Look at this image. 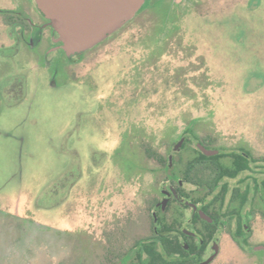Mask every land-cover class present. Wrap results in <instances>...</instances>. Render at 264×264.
<instances>
[{
    "label": "rangeland",
    "instance_id": "rangeland-1",
    "mask_svg": "<svg viewBox=\"0 0 264 264\" xmlns=\"http://www.w3.org/2000/svg\"><path fill=\"white\" fill-rule=\"evenodd\" d=\"M157 1L56 75L0 16V264H139L103 231L130 211L148 233L168 183L147 150L188 121L264 143V0Z\"/></svg>",
    "mask_w": 264,
    "mask_h": 264
},
{
    "label": "flooded vegetation",
    "instance_id": "flooded-vegetation-1",
    "mask_svg": "<svg viewBox=\"0 0 264 264\" xmlns=\"http://www.w3.org/2000/svg\"><path fill=\"white\" fill-rule=\"evenodd\" d=\"M149 1L145 0L138 12L149 6ZM169 1L158 0L156 6L170 13L173 7ZM172 1L180 5L193 0ZM0 5L10 7L0 8V16L12 29L10 33L17 26L20 29L19 35H14L16 44L25 42L30 52L36 53L48 41L39 57L48 66L59 65L55 75L85 54L86 51L66 54L57 31L39 10L36 0H0ZM26 29L29 32L24 36ZM193 123L188 121L184 127L179 148L174 144L166 159L160 155L163 162L151 156L168 184L160 190L161 198L147 202L151 218L148 233L143 234L144 219L140 214L115 212L113 217H107L103 231L107 252L112 243L133 242L121 255L125 261L133 254L138 259L137 242L154 246L159 242H182L187 264H210L219 255H242V264H249L252 262L246 259L250 260L254 253L262 257L264 264V243L252 244L264 242V143L244 136L236 138L215 128L197 134ZM168 255L181 259L172 250Z\"/></svg>",
    "mask_w": 264,
    "mask_h": 264
},
{
    "label": "water",
    "instance_id": "water-1",
    "mask_svg": "<svg viewBox=\"0 0 264 264\" xmlns=\"http://www.w3.org/2000/svg\"><path fill=\"white\" fill-rule=\"evenodd\" d=\"M145 0H36L67 55L85 52L122 27ZM182 139L175 148H179ZM214 153V152H211Z\"/></svg>",
    "mask_w": 264,
    "mask_h": 264
},
{
    "label": "trees",
    "instance_id": "trees-1",
    "mask_svg": "<svg viewBox=\"0 0 264 264\" xmlns=\"http://www.w3.org/2000/svg\"><path fill=\"white\" fill-rule=\"evenodd\" d=\"M150 156L156 157L159 161H162V157L155 155L151 150H147ZM193 247V245H191ZM136 247L137 257L139 264H187V261L183 259L184 248L182 242H159L158 245L147 244L146 242H137ZM169 250L177 253L180 256V260L171 259L168 255ZM147 256V261H144V257Z\"/></svg>",
    "mask_w": 264,
    "mask_h": 264
}]
</instances>
